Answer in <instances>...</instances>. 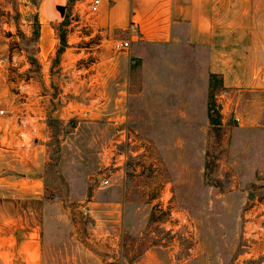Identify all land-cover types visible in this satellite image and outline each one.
<instances>
[{"label":"rangeland","instance_id":"obj_1","mask_svg":"<svg viewBox=\"0 0 264 264\" xmlns=\"http://www.w3.org/2000/svg\"><path fill=\"white\" fill-rule=\"evenodd\" d=\"M73 3L0 0V198H10L7 185H22L20 172L42 176L43 185L39 261L35 247L28 263L139 264L144 251L160 246L164 264H264V90L246 91L252 76L243 59L248 33L226 27L229 12H264V0H237L236 9L219 7L214 64L182 69L167 62L172 60L170 49L149 53L158 57L155 65L146 67L141 83L145 95L140 116L179 122L180 111L188 108L193 118L188 129L142 130L143 150L110 162L125 172L123 177L111 176L102 164L104 135L100 116L93 115L102 98L85 95L90 85L81 81L103 67L84 55V48L98 37H87L85 26L73 22ZM55 5L64 6L65 25H60L63 16ZM7 12L18 26L8 28ZM242 21L238 17L237 26ZM42 29L49 31L45 42ZM61 32L66 45L56 53ZM70 47L81 48L83 54L74 59ZM232 49L238 53L235 62L228 53ZM190 54L196 61L197 51ZM184 70L188 86L182 80ZM263 72L264 65L253 75ZM85 110L88 115H79ZM63 138L65 143L59 145ZM62 155L81 162L71 178L74 193H80L83 180L87 183L81 203L69 202L66 179L56 169ZM102 177L109 180L103 187L98 185ZM92 200L124 204L121 231L114 230L117 237L109 235L102 242L88 238L91 217L77 206ZM151 262L150 254L143 256L142 264ZM14 264L24 261L17 257Z\"/></svg>","mask_w":264,"mask_h":264},{"label":"crops","instance_id":"obj_2","mask_svg":"<svg viewBox=\"0 0 264 264\" xmlns=\"http://www.w3.org/2000/svg\"><path fill=\"white\" fill-rule=\"evenodd\" d=\"M87 2L88 0H74L75 12H72L70 16L74 18V23L85 26L87 37L97 35L98 39L84 48V55H91L94 58L93 61L103 67L100 73L86 75V78H82L81 81L87 82L86 87L90 85L86 88L85 95L95 94L102 98L100 107L93 113L95 117L100 116V128L104 135L102 139L104 147L101 148L102 164L107 165V169L111 170V176L121 173L120 176L123 177L125 172L114 169L116 164H110V162H115L128 153L132 155L140 153L143 147L139 145L142 141L145 142L144 137L146 138L142 130L188 129L190 118H193L188 108L180 111L179 122L171 120L163 122L155 115H152L150 119L140 116V113L144 111L140 98L145 95L141 83L144 80V74L150 68L146 69V67L155 65L158 57L155 53L152 55L149 53L156 52L158 48L170 49L172 51L168 57L172 60L167 62L172 66L180 65L182 69L183 66L186 68L190 64H214L215 61L211 59L216 54L213 36L216 30L221 28L219 18L222 16V12L217 11L221 5L227 6V4L236 9L237 0H100L97 12L92 15L87 12ZM11 14L12 12L6 13L8 28L18 26ZM37 14L39 15L40 12ZM22 15L23 13L20 12V17ZM41 15L44 20L45 10H42ZM238 17L244 18L239 26H237ZM228 21L229 26H224L230 30L240 27L248 33L243 59L252 68V76L250 88L246 91H263L264 75L255 77L253 72L264 65V12H229ZM77 27L79 25L75 28ZM78 32L74 31L73 34ZM48 36L49 31L42 29L41 40L47 41ZM117 39H126L129 42L128 49L121 54H115L110 50L112 42ZM67 45L70 46L71 42L68 41ZM179 48L183 52H178ZM70 49L74 50V59L83 54L81 48L70 47ZM194 49L197 51L196 61L193 59V54H190ZM205 52L212 56L205 57ZM228 53L232 55L234 62L237 61L238 53L235 49ZM154 69L152 73L156 72V67ZM184 72L182 80L188 86V73L186 70ZM156 93L153 92L154 95ZM88 113L85 110L79 115H88ZM261 122L264 125V109H261ZM65 141L63 138L58 144L62 145ZM126 144L128 148H120ZM262 145L264 146V136ZM29 153L30 150L27 158ZM80 165V161L66 158L64 155L59 158L56 165L59 174L66 179L70 194L69 202L76 204L82 202L87 189V183L83 180L80 193H74V183L71 178L77 176L75 173ZM80 175L85 176V172H81ZM18 181L22 185H7L10 189L9 199L0 198V264H14L17 257H20L24 264H29L28 257L34 254L35 247H37L36 257L39 261V208L44 204L42 201L39 202L43 192L42 176L36 175L30 178L25 172H20ZM0 197H3L2 193ZM123 206L124 204L122 205L119 200H92L78 205L77 208H82L91 217V233H88V238L102 242L109 235L117 237L114 230L117 228L118 233L121 231L119 218ZM34 208H37L36 220L32 218ZM111 232L113 234H110ZM156 247L157 250L144 251L139 264L143 263V256L149 254L152 258L151 263L164 264V250L160 246Z\"/></svg>","mask_w":264,"mask_h":264},{"label":"built area","instance_id":"obj_3","mask_svg":"<svg viewBox=\"0 0 264 264\" xmlns=\"http://www.w3.org/2000/svg\"><path fill=\"white\" fill-rule=\"evenodd\" d=\"M100 0H88L87 12L89 15L95 14L98 10ZM129 47V42L126 39H117L112 42L111 48L114 52H123ZM264 75V72L262 73ZM1 112V111H0ZM109 180L107 177H102L98 180V185L103 187L108 185Z\"/></svg>","mask_w":264,"mask_h":264},{"label":"trees","instance_id":"obj_4","mask_svg":"<svg viewBox=\"0 0 264 264\" xmlns=\"http://www.w3.org/2000/svg\"><path fill=\"white\" fill-rule=\"evenodd\" d=\"M67 23V14H65L60 22V25H65ZM36 33V32H34ZM58 47L56 48V53H59L64 47H65V35L64 33H60L58 34ZM208 106V113H207V117L208 119H211V115L209 113V110H210V103L208 102L207 104Z\"/></svg>","mask_w":264,"mask_h":264},{"label":"water","instance_id":"obj_5","mask_svg":"<svg viewBox=\"0 0 264 264\" xmlns=\"http://www.w3.org/2000/svg\"><path fill=\"white\" fill-rule=\"evenodd\" d=\"M55 9L58 11V13L60 14V16H63V13H64V6H61V5H55Z\"/></svg>","mask_w":264,"mask_h":264}]
</instances>
